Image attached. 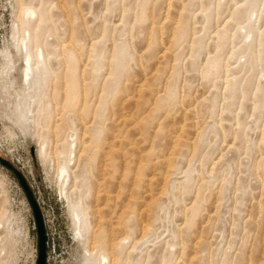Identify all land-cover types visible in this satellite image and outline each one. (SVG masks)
Segmentation results:
<instances>
[{
    "label": "rangeland",
    "instance_id": "obj_1",
    "mask_svg": "<svg viewBox=\"0 0 264 264\" xmlns=\"http://www.w3.org/2000/svg\"><path fill=\"white\" fill-rule=\"evenodd\" d=\"M18 3L49 18L37 37L56 77L38 132L11 114L10 88L0 100V159L39 208L46 264L82 251L51 163L71 140L90 251L264 264V0H0V50L12 51ZM212 57L222 67L206 74ZM37 258L31 201L0 161V264Z\"/></svg>",
    "mask_w": 264,
    "mask_h": 264
},
{
    "label": "bare ground",
    "instance_id": "obj_2",
    "mask_svg": "<svg viewBox=\"0 0 264 264\" xmlns=\"http://www.w3.org/2000/svg\"><path fill=\"white\" fill-rule=\"evenodd\" d=\"M237 3L235 2L234 5ZM18 8H20V12L15 15L16 28H13L17 37L12 44V51L0 50V57L2 58L0 65V100L3 102L7 101V106H10L9 99L12 96L11 92H9L10 88L14 94L11 114L15 116L22 129L32 125L38 132L43 125L48 124L50 121V113L47 112L48 105L41 109L39 103L56 77V72L52 67L53 56L47 51L46 43L38 40L37 37L40 26L49 18L30 3L26 5L18 3ZM256 30H259V28H256ZM68 52L69 56L72 57L71 50H68ZM221 67L217 58L212 57L205 72L206 74H211ZM224 73L226 74V71ZM31 105L32 108H30ZM42 113L45 115L43 120L41 118ZM72 145L73 147H71ZM74 148L75 142L71 140L67 143V148L61 150L57 158L52 159L51 163L59 194L67 204L75 241L82 247V251L78 250L79 260L77 264H119L118 258H111V262L106 253L90 251L88 248V236H86V233L89 221L85 204L81 200L80 203L79 201H73L72 198L76 190L75 185L72 184L71 177L75 166ZM39 153L42 158L47 159V151L42 143L40 144ZM142 230L144 229L141 227ZM125 239L121 238L119 241H124ZM116 247L117 243L113 245V250ZM122 264H125V261H122Z\"/></svg>",
    "mask_w": 264,
    "mask_h": 264
},
{
    "label": "water",
    "instance_id": "obj_3",
    "mask_svg": "<svg viewBox=\"0 0 264 264\" xmlns=\"http://www.w3.org/2000/svg\"><path fill=\"white\" fill-rule=\"evenodd\" d=\"M0 161L6 165L7 167L11 168L14 170L16 176L19 178L20 183L23 185L25 188L28 197L31 201L33 210H34V215L36 218V225H37V234H38V258L36 264H46V236H45V231H44V225H43V220L41 217V213L39 211V208L37 207L31 192L25 182V179L23 178L22 174L14 169L10 163L5 161L4 159H0Z\"/></svg>",
    "mask_w": 264,
    "mask_h": 264
},
{
    "label": "snow or ice",
    "instance_id": "obj_4",
    "mask_svg": "<svg viewBox=\"0 0 264 264\" xmlns=\"http://www.w3.org/2000/svg\"><path fill=\"white\" fill-rule=\"evenodd\" d=\"M237 7H242V5H237Z\"/></svg>",
    "mask_w": 264,
    "mask_h": 264
}]
</instances>
